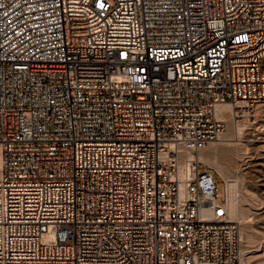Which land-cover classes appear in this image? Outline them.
Segmentation results:
<instances>
[{
	"label": "built area",
	"instance_id": "obj_1",
	"mask_svg": "<svg viewBox=\"0 0 264 264\" xmlns=\"http://www.w3.org/2000/svg\"><path fill=\"white\" fill-rule=\"evenodd\" d=\"M220 104L264 122V0H0V264H241Z\"/></svg>",
	"mask_w": 264,
	"mask_h": 264
},
{
	"label": "rangeland",
	"instance_id": "obj_2",
	"mask_svg": "<svg viewBox=\"0 0 264 264\" xmlns=\"http://www.w3.org/2000/svg\"><path fill=\"white\" fill-rule=\"evenodd\" d=\"M264 122L258 124L243 123L240 138L248 145V150L236 160L220 157L232 168H237L236 176L240 177V190L243 196L244 222L241 224L244 240L241 244L242 254H246L247 264H264ZM262 126V127H261ZM257 128V130H256ZM227 124L225 135L228 132ZM261 130V131H260ZM222 135L221 137H223ZM220 137V138H221ZM220 140L210 143L199 153H212L215 146H223ZM230 160V161H229ZM229 161V162H228ZM204 164V163H203ZM207 165V164H205ZM208 166V165H207ZM210 167V166H209ZM212 168V167H211ZM200 169H204L202 165ZM221 197L224 198V183L221 180ZM248 260V261H247Z\"/></svg>",
	"mask_w": 264,
	"mask_h": 264
},
{
	"label": "bare ground",
	"instance_id": "obj_3",
	"mask_svg": "<svg viewBox=\"0 0 264 264\" xmlns=\"http://www.w3.org/2000/svg\"><path fill=\"white\" fill-rule=\"evenodd\" d=\"M232 107L229 104H220L217 106V117L225 120L229 126L228 132L219 138L224 144L223 146H215L212 153L203 152L197 155V159L204 164L212 167L225 181V196H226V207L228 214L231 219L243 223L244 213H243V196H241L240 190V177L236 176L235 173L238 172L237 168H232L234 166H229V164L222 161V157H229L236 160L238 157L243 155V152L248 150V145L242 142L240 138L243 133V123L237 120H233L231 116ZM247 124V123H246ZM257 130V128H256ZM261 131V130H260ZM221 135V136H222ZM204 149V148H203ZM202 150V149H201ZM200 150V151H201ZM222 159H221V158ZM242 157V156H241ZM196 159L193 153H188L186 155V160L182 162L181 169L184 170L188 167L189 163ZM230 161V160H229ZM228 161V162H229ZM243 229V228H242ZM241 229V231H242ZM243 232V231H242ZM241 232L242 242L244 240L243 233ZM246 255V254H245ZM242 254L241 264H247L245 256ZM248 261V260H247Z\"/></svg>",
	"mask_w": 264,
	"mask_h": 264
}]
</instances>
